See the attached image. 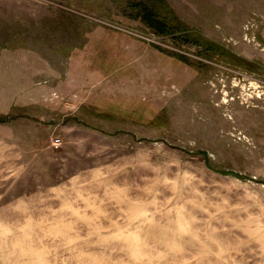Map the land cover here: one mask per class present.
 Masks as SVG:
<instances>
[{
    "label": "rangeland",
    "instance_id": "374dc122",
    "mask_svg": "<svg viewBox=\"0 0 264 264\" xmlns=\"http://www.w3.org/2000/svg\"><path fill=\"white\" fill-rule=\"evenodd\" d=\"M0 264H264V0H0Z\"/></svg>",
    "mask_w": 264,
    "mask_h": 264
},
{
    "label": "trees",
    "instance_id": "16d2710c",
    "mask_svg": "<svg viewBox=\"0 0 264 264\" xmlns=\"http://www.w3.org/2000/svg\"><path fill=\"white\" fill-rule=\"evenodd\" d=\"M151 4L152 5L146 4L143 7H140L139 12L141 15L143 14L144 17H147L146 19H144L145 20L144 22L147 26L154 29L157 28V31L163 34L166 32L164 27L167 26V24H170L171 21L170 16L162 12V10H166V8L163 5L161 4L155 5L153 3Z\"/></svg>",
    "mask_w": 264,
    "mask_h": 264
},
{
    "label": "built area",
    "instance_id": "2783aa9c",
    "mask_svg": "<svg viewBox=\"0 0 264 264\" xmlns=\"http://www.w3.org/2000/svg\"><path fill=\"white\" fill-rule=\"evenodd\" d=\"M60 145H61L60 139H53L51 141V147H52V149H57V148L60 147Z\"/></svg>",
    "mask_w": 264,
    "mask_h": 264
}]
</instances>
